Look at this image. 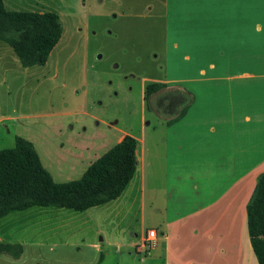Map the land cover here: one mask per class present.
Wrapping results in <instances>:
<instances>
[{
  "label": "rangeland",
  "instance_id": "1",
  "mask_svg": "<svg viewBox=\"0 0 264 264\" xmlns=\"http://www.w3.org/2000/svg\"><path fill=\"white\" fill-rule=\"evenodd\" d=\"M4 2L9 10L57 12L63 24L62 38L42 66L23 67L12 47L0 40V149L14 147L16 136L29 139L58 182L80 178L125 131L136 136L161 134L162 117L145 99L146 86L188 76L189 64L179 52L196 53L223 44L227 51L232 47L242 54L264 55V0H181L168 7L166 0ZM166 17L169 31L163 27ZM178 21L211 27H202L197 38L191 29H183L179 36L173 29ZM229 37L237 43H227ZM174 40L184 42L182 51L171 48ZM171 55L178 59L172 61ZM250 63L240 60L242 66ZM223 83L229 92L226 99H219L231 101L240 80ZM212 94L216 99L220 93ZM156 143L165 158L164 144ZM95 144L101 148L89 154L86 148ZM71 211L69 219L20 210L7 214L0 221V236L25 246L18 258L0 254V264H91L93 259L97 264L101 254L102 264H159L152 249L138 253L134 247L110 248L98 229L109 231L110 226L98 227L83 212ZM95 245H102L98 259Z\"/></svg>",
  "mask_w": 264,
  "mask_h": 264
},
{
  "label": "crops",
  "instance_id": "2",
  "mask_svg": "<svg viewBox=\"0 0 264 264\" xmlns=\"http://www.w3.org/2000/svg\"><path fill=\"white\" fill-rule=\"evenodd\" d=\"M171 1L181 0H166V7ZM166 20L163 27L169 31V18ZM259 23L256 26L261 30ZM206 26L211 27V23L178 21L173 29L179 36L183 29H191L197 38ZM227 43L237 41L229 37ZM183 45L174 40L171 48L178 52ZM228 49L215 44L210 50L179 52L189 64L188 76L156 81L167 84L162 91L172 89L193 97L186 114L168 123L188 104L187 100L177 105L173 114L160 112L161 134L153 131L136 136L125 131L118 138L117 142L131 134L138 141L133 179L118 198L78 211L98 227L110 226L109 231L98 228L110 248L134 247L138 253L145 252L144 235L155 228L158 240L152 250L159 264H259L248 231L247 205L258 176L264 172V55ZM168 58L174 62L178 59L177 55ZM241 59H249L250 65L242 66ZM233 80H240V87L235 86L237 94L225 101L229 91L223 82ZM214 90L220 93L216 99H212ZM151 102L155 105L154 99ZM167 103L155 106L159 109ZM159 140L164 144L165 158L159 154ZM100 148L95 144L86 151L94 154ZM35 207L20 211L67 219L74 214L73 209L65 207ZM0 240H7L3 233ZM18 243L24 251L25 243ZM94 247L98 259L102 245ZM100 257L97 264L103 263V255L102 260Z\"/></svg>",
  "mask_w": 264,
  "mask_h": 264
},
{
  "label": "trees",
  "instance_id": "3",
  "mask_svg": "<svg viewBox=\"0 0 264 264\" xmlns=\"http://www.w3.org/2000/svg\"><path fill=\"white\" fill-rule=\"evenodd\" d=\"M63 31L57 12L9 10L0 0V40L12 47L23 67L45 65ZM166 87V83L158 81L147 84L145 99L149 101L155 92ZM186 100L188 104L169 124L186 114L193 97ZM137 144V139L127 134L93 161L80 178L58 182L44 166L34 143L16 136L14 147L0 149V219L32 206L84 211L118 198L136 173ZM247 225L254 254L258 263L264 264V172L258 176L247 205ZM2 253L18 258L23 245L0 240Z\"/></svg>",
  "mask_w": 264,
  "mask_h": 264
},
{
  "label": "flooded vegetation",
  "instance_id": "4",
  "mask_svg": "<svg viewBox=\"0 0 264 264\" xmlns=\"http://www.w3.org/2000/svg\"><path fill=\"white\" fill-rule=\"evenodd\" d=\"M152 98L154 99L155 105H160V106L164 103V101L168 100L166 107L159 109L161 110L163 109L162 111H166L167 113L165 115H170L177 110V105H179L182 101H184V99H186V96L180 92H176L170 89L167 93H163L161 90L157 91L150 97V100ZM159 109H157L159 114H163L160 113Z\"/></svg>",
  "mask_w": 264,
  "mask_h": 264
},
{
  "label": "built area",
  "instance_id": "5",
  "mask_svg": "<svg viewBox=\"0 0 264 264\" xmlns=\"http://www.w3.org/2000/svg\"><path fill=\"white\" fill-rule=\"evenodd\" d=\"M158 240V231L155 228H150L147 230L144 237L142 247L144 249H152Z\"/></svg>",
  "mask_w": 264,
  "mask_h": 264
}]
</instances>
